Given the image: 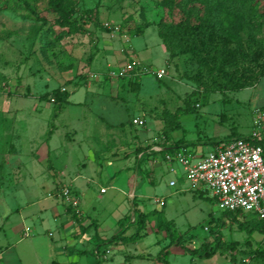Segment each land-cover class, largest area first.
<instances>
[{"label":"rangeland","instance_id":"1","mask_svg":"<svg viewBox=\"0 0 264 264\" xmlns=\"http://www.w3.org/2000/svg\"><path fill=\"white\" fill-rule=\"evenodd\" d=\"M71 1L75 9L74 16L84 24L86 31L61 40L51 36L53 43L48 46H45L47 40L41 39L42 32L49 27L59 30V27L55 23L57 16L48 10L45 1L31 2L26 8L17 6L15 0H9L7 7L0 10L2 250L11 239L10 229L3 222L4 217L8 216L9 221L14 219L16 204L25 202L28 197H37L32 196L36 190L44 194L48 191L49 185L45 182L57 173L62 157L75 162L83 160L85 152L76 148L74 143L77 137L73 128L79 126L78 118L81 115L84 118L95 117L104 124L113 119H125L127 112L124 111L130 109L127 120L130 123L137 111H143L142 120L145 116L152 118L147 119L150 129L152 124L166 126L167 122L177 123L176 128L169 130L174 139L193 143L198 152H206L214 142L231 136L248 135L254 127L253 110L262 101L257 95H264V77L255 85H248L238 91L208 92L205 101L202 97L205 92L202 90L197 96L192 95L196 86L188 77L195 73L196 63L180 48L176 49V55L168 61L167 52L157 34V29L164 32L172 28L182 16L177 9L166 6L163 0ZM250 1L261 9L254 10L242 22L223 7L219 8V14L224 22H235L241 45L252 53L261 46L264 49V0ZM85 10H92V13L86 14ZM148 24L141 35L132 36L137 28H144ZM129 38L141 61L151 64L153 69L165 66L168 75L158 80L154 74L146 73L141 77V88L134 90L124 76L109 74L110 70H121L131 59ZM250 62L248 59L242 64ZM56 88H65L70 103L58 106L41 97L43 94L49 96L50 91ZM103 102L107 104L105 107H101ZM110 104L119 107V111L107 109ZM186 106L191 108L184 112ZM49 131H54V134L48 135ZM261 131L264 134V129ZM155 132L156 129L150 131L151 135ZM28 138L34 139L36 147L39 146V150H44L45 154L48 153L46 148L49 145L53 147L57 141H62L63 146L57 151L62 156L57 164L53 156L41 157L39 162L32 160L28 155ZM79 140L83 144V138ZM35 151L38 154L37 149ZM129 164V160H111L103 156L87 162L81 170L87 177H93L82 192V207L87 209V216L95 219L98 226L102 223L111 225L130 208L126 195L115 194L116 191L110 188L105 193L99 191L100 187L110 185L109 174L118 175L123 189L130 190L132 182L128 181L133 165L128 168ZM15 170L24 176L20 183L26 188L27 195L22 194L23 189L8 190V186L16 182L13 177ZM167 179V173L162 167L155 174V184L148 183L154 193L152 199L144 205V211H152L146 235L125 246L110 243L101 245L100 256L89 253V264H95L99 258L102 259L101 264H164L161 249L169 241L164 237L165 232L156 227L161 218L174 222L176 231L185 238L188 248L212 242V228L226 243L235 242V249L231 252L219 251L210 257H193L182 247L171 245L167 249L166 264H243L242 259L246 264H264V257L254 256V251H264L263 234L254 232L248 236L236 223L222 216L216 200L206 193L186 190L169 194L165 188ZM156 197H163L165 205L155 203L153 199ZM251 217L256 216L250 214L240 219L245 222ZM13 227H17L14 222ZM109 233L107 235H112ZM43 238L48 240L47 236ZM106 249L111 252L103 260L101 252ZM135 250L142 251L140 258L129 255ZM231 255L234 257L231 258ZM159 256L162 260H159Z\"/></svg>","mask_w":264,"mask_h":264},{"label":"crops","instance_id":"2","mask_svg":"<svg viewBox=\"0 0 264 264\" xmlns=\"http://www.w3.org/2000/svg\"><path fill=\"white\" fill-rule=\"evenodd\" d=\"M128 43L130 58L133 57L139 60L141 64L151 66V64L144 63L137 57L130 38ZM163 68H165L166 73L162 78L168 75L166 67L164 66ZM69 97L70 96H68L67 100L70 103L71 100ZM257 98L262 101L258 103L255 108L264 104L263 93H258ZM105 105L107 104L103 102L101 107H105ZM185 108L186 107L183 108L184 112L189 111V109L184 110ZM107 109L115 111L118 110L119 107H114L110 104V108L107 107ZM37 110L38 109H35V111ZM124 112H127V117L125 119H113L111 122L105 121L104 124H102V120L100 122L95 117L84 118L83 115L80 117L78 116L79 126H73L77 137L74 144L78 150L85 152L83 155L84 162H82L83 160H76L77 162H75V160L68 159V157H62L63 160H60L62 155L60 154L61 152L58 154L57 151L59 147L61 148L63 146L62 141H57L56 145L53 147L49 145V147L46 148V153L48 152L47 154L51 156H46L47 154L44 153V150H39V146L36 147L37 145H35L34 139H27L29 147L28 155L31 156L32 160L34 159L39 162V160H42L41 157L48 158L53 156L54 162L57 164V161L60 160L61 164L57 167V173L54 176L48 177V180L45 182V184L49 185V189L45 194L36 190L32 193V196L37 197H28L25 202L16 204L13 210L15 212L14 219L12 218L9 221L8 216L4 217L3 222L10 229L11 239L6 244L4 250L0 248V264H89V253H93L98 257L97 244L99 238L105 240L122 229L121 225L117 223L120 218L130 215L129 221L122 227L127 228L126 235L133 231L132 222L134 220V215L132 212L133 210L146 212L144 211V205L146 201L152 199V194L154 193H152L148 183L155 184V174L162 167H164V171L167 173L168 179L167 182H165V188L168 189L169 194H174L177 191L197 190L191 188L187 180L182 176L181 165L174 164L175 171H169L170 164L164 160L163 153L172 149H183L192 155L200 156L214 149L222 140L214 142L208 151L198 152L193 143H184L181 139H174L169 131L164 133L165 124L163 126L152 124V129H150V124L147 119L152 120V118H147V116H145L143 125H133L128 122V113L130 109ZM142 112L143 111H137L138 114L136 113L135 117L142 118ZM173 128L170 127L169 130ZM153 129H156L157 132L151 135L150 131ZM261 129H264V125ZM52 134H54V131H51L50 135ZM246 135L247 134L240 136ZM78 138H83V144H81L80 140L78 141ZM50 139L51 138H49V141ZM152 145H159L163 150L155 152L151 150ZM115 147L117 148L115 149ZM36 149L38 154H35ZM90 156L92 160H90ZM103 156L111 160L124 159L130 161V164L127 166L129 168L130 165H133V172L129 175L128 182H132V188L126 191L123 189L122 184L119 183L118 175H108L111 180L110 185L107 187H100L99 191L105 193L107 189L110 188L116 191L115 194L122 193L126 195L129 200L128 204H130V208L126 209V213L116 218V221L111 225L102 223L98 226L95 219L87 216V209L82 207V192H84V187L87 182H91L93 177H87L81 170L84 169L87 162H93L94 160L103 158ZM50 168H52V166H50ZM32 173L33 172H30V174ZM30 174L27 173L26 175L31 177ZM13 177L16 179V182L11 183L10 186H8V190L15 191L17 189H23L24 193H22L23 190H21V193L27 195L26 188L20 183V179L24 178V176H20L19 171L15 170ZM170 181H174V184L170 185ZM64 185H69L73 193L78 197L79 204L77 208L68 205L54 194L57 188H61ZM101 188H104V191H101ZM29 191L33 190L30 189ZM157 199H163V197H156L153 199L155 203L159 204ZM164 205L165 201L161 206ZM13 222L17 227H13ZM96 225L98 227H96ZM108 232L112 233V235H107ZM144 232L147 233L146 230ZM43 236H47L48 240H45ZM116 244L125 246L120 243ZM28 250L31 252H28ZM42 250L44 253H42ZM106 250H109V252L106 253L105 251L103 258H108L107 254L111 252L110 249ZM140 252L135 250L134 253L129 255L140 258Z\"/></svg>","mask_w":264,"mask_h":264},{"label":"trees","instance_id":"3","mask_svg":"<svg viewBox=\"0 0 264 264\" xmlns=\"http://www.w3.org/2000/svg\"><path fill=\"white\" fill-rule=\"evenodd\" d=\"M38 1L46 2L48 10L57 16L55 23L59 27V30L49 27L46 31L42 32L41 39L47 40L45 46L53 43L50 39L51 36L56 40H61L72 34L86 31L84 24L74 16L75 9L71 0H15V3L19 7L24 6L27 8L31 2ZM8 3L9 0H0V10L6 8ZM163 3L169 8L177 9L182 16L172 28H168L164 32L161 29H157V34L167 52L168 61L176 55V49L180 48L181 52L189 54L196 63L195 73L188 77L196 86L192 91V95L197 96L199 91L202 90L205 92L202 95L203 101H205L207 97L206 93L208 92L238 91L248 85H255L259 79L264 77L263 47H259L258 50L252 52L253 54L250 53L241 45V40L236 33L237 27L235 22H224L219 14V8L223 7L242 22L254 10L261 9L256 6V3L250 0H163ZM85 13L90 14L92 10H85ZM147 26L149 24L144 28H137L132 33V36L141 35ZM38 29L36 28V30ZM248 59L251 62L243 65L242 62ZM260 59H262V62H259ZM141 76L130 74L124 76V78L130 81V85L134 90H137L140 87ZM156 79L161 80L157 77ZM68 94L65 88L64 90L56 88L50 91L49 96H47L48 94H43L41 97L47 98L59 106L69 103L67 100ZM188 109H190V106H186L184 110ZM130 123L132 124V119ZM177 126V123L170 122L168 124L167 122L164 133H167L170 127ZM50 133L49 131L48 135ZM58 190H60V187L55 192ZM151 212L133 210V231L128 235L125 234L127 228H123L122 226L129 221L130 215L120 218L117 223L121 225L122 229L118 233L105 240L101 239L102 241L99 238L97 244L98 256H100L99 247L103 244L120 243L127 245L141 239L146 234L144 231L147 228ZM248 215L250 214L240 211L222 210V216L226 217L230 222L236 223L240 229L245 230L248 236H251L254 232L264 235V220L251 217L249 220L242 222L240 217H247ZM156 227L158 230L165 232L164 237L169 241L161 249L164 255L163 260L159 256V260H162L164 264L168 263L167 249L171 245L182 247L186 253L193 257H210L219 251L230 250L231 252L235 249V242L226 243L223 241L222 236L215 232V228L210 230L213 233L212 242H203L197 247L188 248L185 245V238L176 231L172 220L161 218ZM105 251L101 252V256H103ZM254 256L262 258L264 257V251H254ZM233 257L231 255V258ZM101 260L99 258L95 264H101ZM242 263L246 264L243 259Z\"/></svg>","mask_w":264,"mask_h":264},{"label":"built area","instance_id":"4","mask_svg":"<svg viewBox=\"0 0 264 264\" xmlns=\"http://www.w3.org/2000/svg\"><path fill=\"white\" fill-rule=\"evenodd\" d=\"M146 73L162 78L166 70L163 67L153 69L132 57L121 70L109 71V74L119 76ZM253 112L254 127L248 135L222 140L214 149L200 156L183 149H174L165 151L163 157L170 164V172L175 171L174 164L181 165L182 176L191 188L210 195L220 210L254 214L264 220V136L261 131L264 125V104L254 108ZM132 122L143 124L140 117H134ZM151 150L160 152L163 149L159 145H152ZM169 184L173 185L174 181ZM54 194L77 208L79 199L69 185L62 186ZM157 201L160 205L164 204L163 199Z\"/></svg>","mask_w":264,"mask_h":264}]
</instances>
